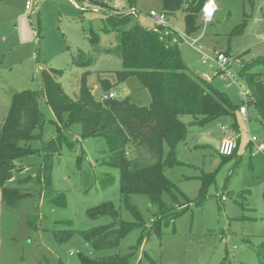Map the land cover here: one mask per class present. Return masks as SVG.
Listing matches in <instances>:
<instances>
[{"label":"rangeland","instance_id":"obj_1","mask_svg":"<svg viewBox=\"0 0 264 264\" xmlns=\"http://www.w3.org/2000/svg\"><path fill=\"white\" fill-rule=\"evenodd\" d=\"M94 1L109 5L108 13L112 15H116L111 11L115 3L133 7L135 14L125 16L145 29L155 27L148 13L161 10L159 0H135L133 6H129V0ZM214 1L217 10L212 22L201 25L200 31L188 36L187 41L180 39L179 50L193 73L206 77L240 107L244 100L241 86L244 88V85L237 76L239 64L264 57V41L260 40L264 34V0ZM101 9L92 0H46L32 13H27L21 0H0V126L11 94L38 91L42 70L61 71L59 82L72 98L77 96L82 73H86V85L93 93L97 92L98 100L99 95L105 93L99 91L98 78L116 83L115 72L121 70V64L110 55H102L87 67L71 63L70 54L77 49L88 51L86 33L90 28L97 29L104 20ZM182 16L178 13L171 19L177 31L168 25L179 36H185ZM236 30L241 32L234 34ZM193 39L198 40L200 51L187 43ZM101 43L111 46L112 35H101ZM214 51L234 58L229 66L231 78L202 63L204 56L210 57ZM111 92L116 98L128 97L139 106H146L150 100L148 92L133 77L114 85ZM39 109L44 123L40 138L31 143L38 151L23 157L19 162L21 171L5 183L6 187L18 188L27 195L13 207H5L0 199V264H79L78 253L94 257L125 255L140 238L143 240L139 254L143 250L162 264L258 263L255 250L264 241L263 155L250 157L249 152L241 153L240 147L236 155L224 159L218 155L215 143L189 151L187 148L194 143L192 137L200 128L190 129V136L178 147L177 157L184 165L165 172L190 205L172 222H161L159 235L153 230L148 235L146 228L160 216L157 207L150 205L145 195L130 198L137 216L124 206L119 195L118 171L104 164L108 155L106 144L101 138L81 139L78 125L66 129L65 139L71 145L63 144L54 155L52 190L46 196L42 194L36 177L42 163L40 150L42 143L53 136L55 127L42 98ZM252 116L253 110L249 109L247 127L264 142V128ZM180 120L189 123L191 117L183 115ZM220 120L219 126L232 125L229 120ZM240 122L233 133L240 136L242 146L247 141L246 122L244 118ZM217 128L214 125L211 129L215 138L219 134ZM136 154L145 158L142 152ZM209 175L213 181L204 188V198L197 206L203 181ZM61 197H64V206L57 204ZM54 199L56 202L52 201ZM162 199L171 211L184 208L181 199L174 203H170L166 195ZM102 202H110L121 221L136 222L137 226L117 247L94 253L85 245L80 233L112 222L108 216L90 218L86 215L88 208ZM69 229L74 232L71 238L62 243L55 241L54 232Z\"/></svg>","mask_w":264,"mask_h":264},{"label":"trees","instance_id":"obj_2","mask_svg":"<svg viewBox=\"0 0 264 264\" xmlns=\"http://www.w3.org/2000/svg\"><path fill=\"white\" fill-rule=\"evenodd\" d=\"M135 0H129L133 6ZM160 9L167 19L181 13L185 36L196 35L201 29L200 11L206 0H159ZM97 4V3H96ZM104 10V20L97 29L90 28L86 35L89 44L87 52L77 49L70 54L74 66L87 67L102 55L119 60L121 70L116 71V83L98 78L99 91L109 92L114 85L128 78H136L149 95V103L139 106L128 97L100 101L86 85L81 74L77 96L67 95L59 82L61 71L42 70L41 87L38 91L13 92L9 108L0 126V199L5 207H13L26 197L18 188L6 187L15 173L21 171L20 160L35 153L32 142L40 138L44 117L39 109L42 98L53 116V136L41 147L42 163L37 171V181L44 196L50 194L52 159L63 144L71 145L65 139L66 129L78 125L80 138H101L107 146L108 155L104 164L116 169L119 176V195L124 206L137 216L130 204L133 195L147 196L150 205L159 212L157 221L146 228L149 235L153 230L160 232V223L168 224L178 217L190 203L166 177V170L184 165L178 160L177 148L184 142L192 128H202L220 119L234 118L239 106L215 88L211 82L193 73L185 64L179 50L180 39L171 44L176 36L169 28H142L133 23L129 16L108 13L110 6L97 4ZM167 32V34H165ZM236 30L234 34H239ZM101 35H112L113 44L101 43ZM228 56V55H227ZM238 78L248 91V108L255 113L254 120L264 128V57H257L239 64ZM191 117L183 123L180 117ZM234 120V119H233ZM232 128L236 130V124ZM39 130L38 133H35ZM142 152L145 158L138 157ZM236 150L229 157L235 155ZM229 157H222L227 159ZM137 158V159H136ZM138 161V162H137ZM213 181L211 175L203 181L199 198H204V188ZM170 203L181 199L184 208L169 209L162 197ZM264 198V191L262 193ZM58 199V198H57ZM60 199V198H59ZM56 202V199L52 200ZM60 206L65 205L61 197ZM90 218L108 216L112 222L81 232L80 235L94 253L118 246L137 223L123 222L110 202H102L86 211ZM73 230L53 233L56 242L62 243L73 236ZM143 238L125 255L111 254L90 256L78 253L79 264H162L152 259L145 251L139 254ZM257 264H264V241L256 247ZM138 255L140 257L137 259Z\"/></svg>","mask_w":264,"mask_h":264},{"label":"built area","instance_id":"obj_3","mask_svg":"<svg viewBox=\"0 0 264 264\" xmlns=\"http://www.w3.org/2000/svg\"><path fill=\"white\" fill-rule=\"evenodd\" d=\"M46 0H23V6L24 10L27 13H32L35 8H37V5L40 3L45 2ZM217 7L214 0H206L204 4L202 5L201 11H200V23L201 25H206L210 22H212L214 15L216 13ZM111 11L113 14L116 15H127V14H135V10L133 7H124L120 5L119 3H115L112 5ZM148 17L152 19L154 22L155 28L163 27V28H169L167 23V17L164 12H155L150 11L148 13ZM202 27V26H201ZM173 32V31H172ZM167 34V32L165 33ZM174 36L170 43L174 44L176 43L177 39H182V41H187L188 36ZM261 41H264V34L260 38ZM192 48L197 49L200 51L201 46L198 45V40L193 39L190 42H187ZM234 62V58H231L229 56H225L222 53L214 52L212 56L207 57L204 56L202 63L204 65H207L210 69H215L217 72H221L222 74L228 76L231 78L232 74L229 71V66ZM234 80V79H233ZM235 81V80H234ZM241 94L244 97L243 103L239 108V113L244 118L245 122L247 121V97L249 95L246 88H242L241 86ZM116 98L115 94L111 91L101 93L99 95V100L104 101L107 99H114ZM221 132L224 134V137L220 140L218 145V155L220 157H229L233 154V152L237 149V143L234 137L231 135V131L227 126H220ZM249 137V144H250V156L254 157L256 155H263L264 156V142L259 140L255 135H252L246 130Z\"/></svg>","mask_w":264,"mask_h":264},{"label":"crops","instance_id":"obj_4","mask_svg":"<svg viewBox=\"0 0 264 264\" xmlns=\"http://www.w3.org/2000/svg\"><path fill=\"white\" fill-rule=\"evenodd\" d=\"M22 1V3H23V0H21ZM92 2H94L95 3V5H97L96 3H100V2H97V1H94V0H92ZM97 6H99V5H97ZM100 7V6H99ZM101 8V7H100ZM102 10V9H101ZM102 12H103V14H104V11L102 10ZM159 12H161V10L159 11ZM171 19H167V23H168V25L171 27V28H174L175 30H176V28L171 24ZM153 28H155V27H153ZM152 28V29H153ZM184 30V29H183ZM177 31V30H176ZM215 52V51H214ZM213 52V53H214ZM218 53H221V52H218ZM223 54V53H222ZM225 55V54H224ZM201 77H203V78H205V79H207L206 77H204V76H201ZM208 80V79H207ZM94 89H96L97 88V86L95 85L94 87H93ZM111 91V90H110ZM93 92V91H92ZM125 94H127V93H125ZM127 96V95H126ZM249 109H251V108H249ZM248 108H247V113H248V110H249ZM251 110H253V109H251ZM254 117H255V113H254V111H253V116H252V119H254ZM241 118H243L242 117V115L239 113V114H236L235 115V117L234 118H229V117H226V118H223V119H226V120H229L230 121V123L233 125V123H235L236 124V128H237V123H238V121H239V123H241L240 122V120H241ZM223 119H221L219 122H221V121H223ZM234 119V120H233ZM248 121V120H247ZM246 121V127H245V129H244V133L247 135V141L246 142H244V145H242L241 146V143H240V141H241V139H240V136H238V134H234L233 132H234V129L232 128V125H230V127H229V129H230V131H231V135H233V137L235 138V140H236V143H237V149H236V152H235V155L238 153V150L240 149V147H241V153H246V152H250V144H249V137H248V133L246 132V130H248V132L250 133V131H249V129H248V127H247V122ZM256 123V122H255ZM217 126L218 128H217V132L219 133V134H217V137L215 138L214 136H213V131L211 130L212 129V126ZM197 134L194 136V137H192V140L194 141V143L190 146V147H188L187 149L190 151V150H195V149H198V148H207L208 146H209V144H212V143H215V145H216V148L218 149V145H219V142H220V140L224 137V134L221 132V130H220V126H219V123H218V121L217 122H214V123H212V124H210V125H207V126H205V127H202V128H200L199 130H198V132H196ZM233 133V134H232ZM190 134H191V131L190 132H188V134L186 135V138H185V140H184V142L186 141V139L190 136ZM251 134V133H250ZM252 135H255V134H252ZM256 136V135H255ZM257 137V136H256ZM258 138V137H257ZM179 147V146H178ZM184 147H185V144H184ZM177 155H178V148H177ZM251 157V156H250ZM181 162V161H180ZM183 163V162H182ZM184 164V163H183ZM183 166V165H182Z\"/></svg>","mask_w":264,"mask_h":264},{"label":"water","instance_id":"obj_5","mask_svg":"<svg viewBox=\"0 0 264 264\" xmlns=\"http://www.w3.org/2000/svg\"><path fill=\"white\" fill-rule=\"evenodd\" d=\"M92 94H93V92H92Z\"/></svg>","mask_w":264,"mask_h":264}]
</instances>
